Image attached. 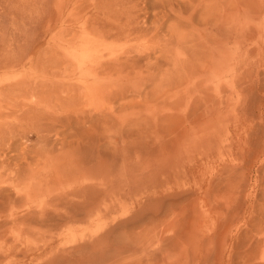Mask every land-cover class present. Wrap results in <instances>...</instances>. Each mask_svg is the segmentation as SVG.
<instances>
[{
  "label": "rangeland",
  "instance_id": "374dc122",
  "mask_svg": "<svg viewBox=\"0 0 264 264\" xmlns=\"http://www.w3.org/2000/svg\"><path fill=\"white\" fill-rule=\"evenodd\" d=\"M140 1L149 6L157 0ZM194 1L200 10L192 19L199 31L206 27L213 49L222 41L221 31L211 24L204 27L200 20L204 15L213 22L220 15L226 21L230 17L222 55L217 48L214 60L209 55L191 59L194 70L182 68V61L175 68L165 58L159 69L143 76L97 83V92L93 85L68 88L60 94L62 101L65 97L69 101L62 106L55 99L48 102L51 96L46 94L41 104L34 105L37 110L41 107L39 112L48 108L73 117L69 129L56 127L57 139L63 137L66 146L62 156L55 155L58 149L38 156L42 145H35L36 135H43V128L38 130L35 124L32 132L25 119L20 123L22 138L14 139L12 147L22 149L21 171L38 177L50 172L52 179L46 185L34 182L45 190L76 185L72 192L78 194L83 181L82 193L85 197L95 193V198L83 216L54 220V229L38 227L39 220L28 215L27 206L7 207L6 216L0 209L4 216L0 264H264V0H216L217 4L212 0L211 10L209 0ZM223 1L227 9L220 6ZM50 4V0L0 1V56L14 59L15 64L0 71L2 85L15 84L19 73L30 75L33 85L47 91L64 85L62 79L70 70L49 66L54 54L69 51L60 38L56 47L50 40ZM7 97L0 98V110L5 103L30 101L15 91ZM82 120L86 124L77 126ZM96 120L98 126L89 131L90 121ZM4 121L0 132L7 134V128L11 134L17 132ZM82 130L83 136L78 134ZM78 147L84 153L81 169L72 162ZM16 155L10 150L3 156L14 165ZM62 157L70 165L63 163L65 174L53 180L56 160ZM3 171L2 190L24 183H14ZM36 191L32 197L36 200L45 194Z\"/></svg>",
  "mask_w": 264,
  "mask_h": 264
},
{
  "label": "bare ground",
  "instance_id": "6f19581e",
  "mask_svg": "<svg viewBox=\"0 0 264 264\" xmlns=\"http://www.w3.org/2000/svg\"><path fill=\"white\" fill-rule=\"evenodd\" d=\"M156 2L152 5L149 4L148 6L146 5L145 1L140 0H50V27L52 31L50 40H52L53 46L56 47L55 44H59L58 38H60L64 47L66 48V50H64L68 51L69 49V51L66 55L65 53L60 54L59 52V54L57 53L56 56L54 54V56H52V59H50L49 66H64V71H70L68 72V76L62 79L64 85L55 87L53 88V90L48 91L46 89L44 90L38 86L33 85L32 82L28 80V78L31 79V76L28 74L26 75L24 73H19V76L14 81L15 84L8 83V86L2 85V82L5 80H2V78H0V98L7 100V95H9V92L15 91V93L18 92L20 96H23L24 99L30 100L29 102H24L23 104L15 102L16 105L12 103L10 106H8V104L4 102L5 104L2 107H4L5 109L1 108L0 110V126L3 125L2 123L5 122L4 120H7L10 121L8 123L10 124L9 127L11 126V129L15 128L13 132L17 131L16 133L11 134L10 132L12 130H9V128H7V132H4L7 134H3V132H0V155L3 154L5 156L6 151L12 150L17 153L18 156H16L20 159L19 160L15 158L16 160H18V163L14 165H9V163H7L6 161V158L4 159V156L1 155L0 169H5L7 171H5L6 176H9V178L12 180L14 179V183L19 180L21 182H24L23 184H18L17 182L16 186H12L10 189L7 190H2V187H0V207L2 205L0 209L1 212L3 211L2 213H4V216L8 214L5 213L7 207L8 209H10L13 205L17 206L16 204H19V207L21 209L24 206H27V209H25V211L29 213L28 215H33V217H35L37 221L39 220V222H37L39 225L38 227L44 226L46 228L54 229L57 226V224L54 223V220L58 221L59 219L65 221L68 219L76 218L79 215L83 216L85 214L87 204H90L91 200L95 198V193L90 192V195H86V197L85 194L82 193L83 190L86 188L83 181L79 184L82 186V191H79L78 194L76 193V191L72 192V188H74L76 185H67L64 188H61L59 191L55 190L56 187L54 189L51 188L49 190H45L42 187L40 189V187L38 188L34 184V182L36 184L38 182H41L43 184L49 179L51 180L52 178H50V172H47L48 174L46 173L45 176L38 177V175L36 174L29 175L28 171V177L27 174L23 172L24 170L21 171L22 168L19 167V165H21V162H23L24 158H22L21 155L23 153H20L22 149L16 146L12 147V141L21 137L20 133L24 130L21 126V122H23V119H25L26 121H24L27 123V125H29L28 130L32 132L36 131L34 130L35 124L38 125L36 127L38 130H40L41 127L43 128L42 131H40L43 135L40 136V133H38V135H36L37 139L35 138V145H42V153H40V151L38 153L39 155L37 154L38 156H40V154L42 155L43 152H46V154L52 152L53 154L55 153L54 151L57 149L58 151L55 153V155L57 154L58 156H62V151L66 148L65 143L62 141L63 137L61 139H57L59 134L58 128L56 127H62L64 128V130L69 129V127H72L71 122L73 120V117L71 115L66 114H64L63 116L56 113L54 114L53 111L48 108H44L42 112H39L41 107H39L40 109H38V111L36 109V106L34 105L38 101L42 100V98L44 99V96L46 94H48V96L50 94L51 96L47 98L49 99L47 100L48 102L51 99H55L57 101V104L60 103L58 105L62 106V103L65 104L69 101L67 100L68 98L66 99V97L64 101H62V99L60 98V94H65V90L68 88L74 89L83 86L82 89H90L93 85L92 88H94V91H96L94 85H96L97 83L106 82L112 78L119 80L121 78V80H126L132 75L141 76L142 74L143 76L146 72L150 70H157L162 66L160 64V60H164L165 58H169V60L171 59L170 61L172 62V65L174 64L173 66H175V68V64L177 63L178 65V61H182V68H185L186 66L191 67L190 70H194V64L192 63L194 61L191 62V59L199 58V56L202 57L203 55H209V57L211 58L210 60H214V56L216 53L215 51L217 48L218 55H222L223 52H225L226 43L228 42L229 37V23H227V21L230 19V17L226 18V21L223 18V15H220L217 21L214 20L215 22H213L211 20L212 17L209 18L207 15H204L200 20L204 27L211 24L210 27L213 30L221 31L222 41L218 42V46L216 47V49L215 47L213 49V40L210 42L211 36L209 33L206 32V27H202V31H199L197 29V25L194 22V19H192L194 18L193 14L200 6V3H195L194 0H157ZM211 2L212 0H209L207 8L212 7L210 6ZM223 2L224 3L219 2L221 4L220 6L227 9V3L225 4V1ZM73 6H75L76 8H73ZM261 8V11L264 12V3ZM74 10L77 11L74 12ZM209 10L211 9L209 8ZM149 12L153 14L151 15ZM207 17L209 18V21L207 20ZM71 33H74L76 35L73 34L74 36H72L70 40L68 39L67 41H65V37L69 36ZM64 47L62 46V48ZM154 55H157V58L154 57ZM152 60H155V62L150 63L153 62ZM13 61L14 59L12 58L0 56V71L3 72L10 67H14L15 64H13ZM190 62L191 64L188 65ZM38 63L42 64L43 62L39 60ZM21 67H24V65L22 64ZM10 73L12 74V72ZM11 97L12 96H10V98ZM92 97L93 96H91V98ZM16 99H19V97H16ZM1 101L2 100H0V104ZM18 112L21 113V116L18 114ZM39 116H41L42 118H39ZM74 117L77 120L79 117V113H75ZM40 121H42L43 124L40 123ZM97 121L98 120H96L95 122L90 121V127H88L89 131H92V129L98 126ZM86 122L87 121L84 120H82L80 123L76 122L78 125L75 124V126H79V124L83 126L84 124H86ZM5 124L7 125V122ZM52 128L56 129L57 131H53ZM25 133L26 131L24 132V134ZM68 133L71 134V132ZM8 134L9 136L5 138V135L7 136ZM78 134L83 136L84 130L78 131ZM29 151H31V149H29ZM83 156L84 153L81 152L80 148L78 147V153L74 158H72V162L74 161V163L78 165L80 169L84 165ZM29 161L25 159L24 162ZM33 161L30 163L32 164ZM63 163H66L67 166L70 165V163H67L66 158L62 157V159L56 160L55 166L56 168H58L56 170V174L53 176V180L57 179V174L58 176L59 174H65L66 170L64 169H66V166L64 167V169L62 168L63 170L60 168ZM28 164L26 165L29 166ZM11 166H13V168L18 167L17 171L11 168ZM5 172L3 171V173ZM0 178L1 184L4 183L5 179L3 178V176ZM6 182H8V180ZM14 183L12 185H14ZM19 185L20 189L18 187ZM38 189V192H41L43 190L45 191V194L50 193L48 196L49 198L47 199L45 197V194H43L38 200L32 198L34 197L37 192L36 190ZM6 192H8V194H6ZM68 196H75L77 199L75 201L59 202L58 199L62 197L66 198ZM16 210H18V208L13 209L12 212H14L15 214ZM4 216H0V219ZM9 217H11V215ZM2 227L3 226L1 225L0 230Z\"/></svg>",
  "mask_w": 264,
  "mask_h": 264
}]
</instances>
